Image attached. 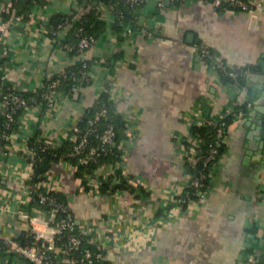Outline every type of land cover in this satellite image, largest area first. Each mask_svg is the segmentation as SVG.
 <instances>
[{"label":"crops","instance_id":"1","mask_svg":"<svg viewBox=\"0 0 264 264\" xmlns=\"http://www.w3.org/2000/svg\"><path fill=\"white\" fill-rule=\"evenodd\" d=\"M262 1L254 12L222 11L194 0L167 4L157 11L151 1L140 12L138 27L121 26V30L114 28V14L106 9L102 12L106 27L87 56L64 48L73 41L74 26L61 30L51 24L57 15L86 19L87 2L48 0L26 9L24 20L31 21L29 29L13 24L4 45L10 51L0 90L8 86L24 94L32 92L47 78L78 67L84 59L91 64V78L51 114L31 110L19 125L11 152L6 155L0 150V229L17 235L27 224L18 215L28 192L27 143L32 146L30 141L45 138L60 145L66 142L71 126L95 109L105 92L118 109L137 113L138 138L128 163L133 173L147 180L150 189L132 186L133 190H121L112 204L108 197L80 191L78 184L83 178L68 166L55 162L49 171L57 180L59 194L73 209L78 227L90 229V241L95 244L105 243L103 262L242 264L244 255L254 254L264 264ZM4 4L5 0H0V22ZM147 23H152L147 28L152 36L146 33ZM44 29H50L48 37L43 36ZM197 43L211 47L231 65L262 70L250 77L256 100L228 132L210 197L195 201L192 211L185 213L171 198L176 187L185 182L175 146L177 136L188 133L184 114L208 97L214 99L215 109L230 100L217 70L200 58ZM35 227L51 234L50 225L41 220L35 221ZM0 264L26 262L2 251Z\"/></svg>","mask_w":264,"mask_h":264},{"label":"built area","instance_id":"2","mask_svg":"<svg viewBox=\"0 0 264 264\" xmlns=\"http://www.w3.org/2000/svg\"><path fill=\"white\" fill-rule=\"evenodd\" d=\"M127 3H139L140 13L142 9L151 1L155 2L156 10L160 11L169 4L182 3L188 0H124ZM209 3L215 8L224 6L226 3L243 11L254 12L263 5L262 0H194ZM16 0H5L3 12L5 14L0 22V58L9 56V47L4 46L7 43V37L11 31L13 24H22L25 30L30 27L31 21L24 20L21 16H14ZM95 1V6L103 12L106 9L112 11L110 7L104 3ZM113 12V11H112ZM115 21L121 26L131 28L133 24L124 23L120 13H114ZM141 14V13H140ZM81 19L73 14H66L64 21L60 24L59 29L75 26L81 23ZM48 23V22H46ZM146 28H151L152 23H147ZM45 30V31H44ZM43 36L48 37L50 29H44ZM130 32V31H128ZM148 36H152V31L147 29ZM127 36V35H126ZM96 43L94 36L84 34L83 25H78L76 31V39L67 43L64 48L69 52H75L82 56H87L88 51ZM200 58L209 62L214 68L227 70L229 75L234 78L250 77L259 73L251 70H244L241 66L231 65L225 61L222 56H214L203 47ZM8 63H0V80L4 79V72L7 70ZM68 76L74 83L65 88L63 76ZM91 78V64L84 59L78 67H71L60 73L59 76L47 78L39 88L33 89L31 99L27 98L24 93L19 92L15 87L6 89L2 86L0 90V115L4 117V126L8 130L1 135L6 141L5 145L0 140V150L8 155L11 152V146L15 140L18 130H14L16 122L23 123V119L28 113L34 109L51 114L60 103H62L71 93L79 91ZM230 100L225 106L215 109V101L213 98L199 100L190 110L184 114V122L188 126V133L185 136L176 138L175 146L179 157L180 168L183 172L185 182L171 193V198L176 204V208L184 209L185 213L192 211L191 206L195 201L206 200L211 195L214 188L216 177L224 158V152H220L216 145H212L206 155L201 154L200 140H198L193 132L197 126H215L216 142H226L227 135L231 129L227 126L225 118L229 114H235V120L239 121L246 115L243 112H235V107L246 99L249 93V86L240 83L224 84ZM115 89V88H114ZM111 99H115V92L111 94ZM39 98L41 100H39ZM113 99V100H114ZM33 101L34 105L31 104ZM22 112L20 115L19 113ZM117 112L124 116L127 120L126 136L120 142L122 154L112 163H103L98 165L93 171L85 174L83 181L78 184V188L82 192L88 194L101 195L112 199L111 203H115L119 192L107 194L102 191L105 182L113 179L115 183H120L121 178L117 172H121L122 178H126L130 185L136 187H145L150 189L147 180L132 172L129 163V153L138 138V118L137 113L131 110H120ZM108 109L102 106L94 111L91 117L87 119V127L83 128L79 125V121L74 123L70 128V133L66 142L71 143L70 150L62 155L61 164L68 166L72 171H77L80 165H87L96 162L101 155H106L112 150V146L116 144V129L112 123H107L105 127L100 126V122L104 117L108 116ZM99 135L100 141L91 143V137ZM44 141L54 150L58 149L60 144L50 139ZM45 149H43L44 151ZM25 159L29 167L28 174L25 179L28 180V192L26 199L21 202L18 208V215L25 221L22 232L33 235L34 242L28 241L23 243L17 238V235L6 233L0 229V252L8 251L25 257L31 264H97L103 262L105 257V243L95 244L90 241V229L87 227H76V217L73 209L65 204L59 198V186L53 174L47 172L43 175V179H37L34 174V164L39 160L40 154L35 146H29L27 143L25 149ZM203 159L204 165L210 167V173L202 172L201 175L190 173V168L195 167L197 162ZM207 179V183L205 180ZM192 188L193 192L188 189ZM204 188L206 190H204ZM186 192V197L182 194ZM190 194L199 196V199H192ZM170 198V196H168ZM183 202H188L186 208L182 207ZM113 209V208H112ZM114 210V209H113ZM61 212L62 215H58ZM47 215V217H43ZM41 220L44 224L51 227V234H45L37 230L35 221ZM67 234L68 240H62L61 235ZM86 237L93 244L97 251H93L89 247H84ZM264 241V235L262 236ZM80 255H79V254ZM242 264H263L254 254H246L243 257Z\"/></svg>","mask_w":264,"mask_h":264},{"label":"trees","instance_id":"3","mask_svg":"<svg viewBox=\"0 0 264 264\" xmlns=\"http://www.w3.org/2000/svg\"><path fill=\"white\" fill-rule=\"evenodd\" d=\"M48 0H16L15 2V7L17 9V14L19 16H22L24 19H26L25 15H24V11L27 9L28 11L30 10V8H32L35 4H46ZM80 3H83L84 1L88 3L90 9L88 11V13L86 14V19H83L81 21V23L76 24L74 26L75 28V33H74V38L73 40L76 39V31H77V27L78 25H83L84 27V34L88 35V36H94L95 38L98 37L103 29L106 27V23L105 21L102 19V10H99L97 6H95V1H98L97 3H104L105 6L110 7L112 9V11L116 14L120 13L122 15V21L124 23H131L135 26H139V21H140V16L141 14L138 12V8H140V4L139 3H127L124 0H79ZM173 4H180V3H173ZM219 10H241L238 9L236 7L230 6L229 4H225L222 7L217 8ZM5 14L3 13L4 17ZM65 19V15H57L56 17H54L51 20V24L56 28H59L60 24L64 21ZM114 28L116 30H121L122 27L121 25L117 22L114 25ZM198 47H199V53L201 54L202 52V48L203 47H208L206 45H204L203 43H197ZM208 50L210 51V53L214 56H222L221 54H219L218 52H216L215 50H213L211 47H208ZM223 57V56H222ZM223 59L225 61L226 58L223 57ZM7 60L5 57L0 58V63H6ZM242 69L244 70H251V71H256V72H260L262 69L261 67H255V66H241ZM217 72L219 74L220 80L222 81L223 84H229V83H240L244 86H249V93L248 96L246 97V99L242 102V104H239L235 107V112H243L245 114H247L249 112L250 107L252 106V104H254V101L256 100V93H254V90H252V86H251V81L250 79H247L245 77H239V78H234L231 75H229L227 70H220L217 69ZM63 80H64V86L65 88L70 87L74 81L69 78L68 76H63ZM10 87L6 86V89H8ZM27 98H32L34 95V93L29 92V93H25L24 94ZM100 101L98 102V105L95 109H91L88 112V115L83 118L81 121H79V125L83 128L87 127V119L89 117L92 116V114L94 113V111L102 106H106L109 113L107 117H104L102 119V121L100 122V126L103 128L106 126L107 123H112L115 126L116 129V144L112 146V150L106 154V155H101L99 157V159L96 162H91L90 164L87 165H80L78 170L76 171V176L77 177H82L84 178L85 174L88 172L93 171L98 165L103 164V163H112L115 161V159L117 157H119L122 154V149L120 148V142L125 138L126 136V129H127V120L124 118V116H122L121 114H119L117 112V105L115 104V102L111 101L109 99V95L105 92L102 93V95L100 96ZM39 100H41L39 98ZM31 104L34 105L33 101H31ZM22 112L19 113V115ZM226 124L227 126H229L230 128H232L237 121L235 120V114H229L228 116H226L225 118ZM19 128V123L16 122V124H14V130H18ZM8 130L6 129V127L4 126V117L2 115H0V140L2 141V144L5 145L6 141L4 139L1 138V135L5 132H7ZM194 135L195 137L200 140V147L199 149L201 150V154L202 155H206L209 151V149L211 148L212 145H216L217 148L219 149L220 152H224L225 151V143L224 142H216V128L215 126H197L194 127L193 129ZM100 141L99 135H93L91 137V143H97ZM30 145L35 146L40 154V159L37 160L34 164V174L35 177L37 179H43V175L46 174L47 172L50 171L51 169V165L55 162H61L62 159V155H64L65 153H67L70 148H71V143L70 142H64L62 143L58 149L54 150L52 149L45 141L44 139H34L33 142L30 141ZM43 149H45L43 151ZM210 167H206L204 165V161L203 159H200L197 164L195 165V167L190 168V173L195 174V175H201L202 172L204 173H210L209 171ZM117 175L121 178V182L120 183H115L113 181V179L108 180L107 182H105L102 186V191L107 193V194H113L116 192H120L121 190L124 189H129V190H133L132 189V185L129 184V182L127 181L126 178H122L121 176V172L118 171ZM207 179L205 180V183H207ZM190 192H193V189L190 188L188 189ZM204 190H206L204 188ZM186 192L185 191L182 196L186 197ZM59 198L65 203L68 204L67 199L64 197L63 194H58ZM190 197L192 199H199V196L197 195H192L190 194ZM183 208H186L188 206V202H183L182 203ZM59 216L62 215L61 212H59L58 214ZM76 220V219H75ZM76 227H78L77 223H76ZM17 238L19 240H21L23 243H27L28 241L34 242L35 238L33 237V235H29L27 233L24 232H20L17 234ZM62 240H68V236L67 234H62L61 235ZM85 242H84V247H89L91 248L93 251H97V248L91 244L89 242V237L84 238ZM4 249H2L1 251H3ZM79 254V253H78ZM80 255V254H79ZM97 264H108L107 262H98Z\"/></svg>","mask_w":264,"mask_h":264},{"label":"water","instance_id":"4","mask_svg":"<svg viewBox=\"0 0 264 264\" xmlns=\"http://www.w3.org/2000/svg\"><path fill=\"white\" fill-rule=\"evenodd\" d=\"M167 3L169 4V1H167ZM255 20V19H254ZM6 254H11V255H17L18 257L22 258L26 264H31L25 257H23L22 255H19V254H14L13 252H8V251H5Z\"/></svg>","mask_w":264,"mask_h":264}]
</instances>
